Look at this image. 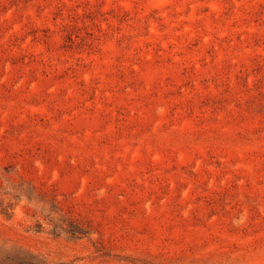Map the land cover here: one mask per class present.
I'll list each match as a JSON object with an SVG mask.
<instances>
[{"label":"rangeland","instance_id":"1","mask_svg":"<svg viewBox=\"0 0 264 264\" xmlns=\"http://www.w3.org/2000/svg\"><path fill=\"white\" fill-rule=\"evenodd\" d=\"M19 248L0 264H264V0H0Z\"/></svg>","mask_w":264,"mask_h":264},{"label":"trees","instance_id":"2","mask_svg":"<svg viewBox=\"0 0 264 264\" xmlns=\"http://www.w3.org/2000/svg\"><path fill=\"white\" fill-rule=\"evenodd\" d=\"M8 208V207H7ZM78 234H81L82 232L81 231H78L77 232ZM14 251V257L12 259H8L6 257H3V258H0V261H4L5 259L6 260H14L16 257V255L20 256V255H29L27 254V252H24L21 250V248L17 249V250H13ZM32 258H35L34 256H32ZM13 264H34V263H31V262H28V261H21V260H17V261H14Z\"/></svg>","mask_w":264,"mask_h":264}]
</instances>
